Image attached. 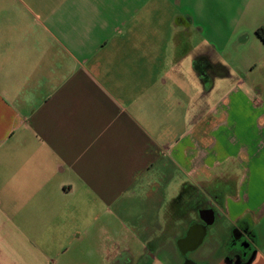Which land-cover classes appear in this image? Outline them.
<instances>
[{"label": "crops", "instance_id": "obj_1", "mask_svg": "<svg viewBox=\"0 0 264 264\" xmlns=\"http://www.w3.org/2000/svg\"><path fill=\"white\" fill-rule=\"evenodd\" d=\"M262 27L264 0H0V264L179 260L209 211L197 249L244 226L216 264H264Z\"/></svg>", "mask_w": 264, "mask_h": 264}, {"label": "rangeland", "instance_id": "obj_2", "mask_svg": "<svg viewBox=\"0 0 264 264\" xmlns=\"http://www.w3.org/2000/svg\"><path fill=\"white\" fill-rule=\"evenodd\" d=\"M190 199L192 200L193 206L190 207L189 210H187L186 212H184V211L182 212V211H180V209H182V204L184 203V199H182V197H181V201L179 203H177L176 205H174V207H171V209H170L171 212L169 213L168 220L172 217L177 222L180 220L181 222H183V224H186V222H188V219H189L188 215H190L191 211L194 209L196 211V207L194 205L195 201L200 200V198L197 194H194L193 197H191L187 200L189 201ZM178 200H180V199H178ZM175 206H177V208H176V211L174 212L173 209H175ZM193 215L196 216V214L194 212H193ZM203 226H206V224L204 223ZM207 229H208V226H207ZM190 230L193 231L194 234L196 235L202 231V228L201 227H194V228L192 227ZM213 231H215V232L220 231V227L219 226L217 228L214 227ZM213 231L208 235L204 244L199 249H197L194 252H190L188 254H185V255H183L182 253H181L182 255L179 254L178 255L179 260H181V262L183 264L185 261H187L188 259H191V258H193V260L199 264H207V263L208 264H216L217 261H219L223 255L222 250L225 253L228 252L229 243H227V245L221 246L220 240L223 239L222 236L226 237V235L222 233L221 235L219 234L218 236H215L216 234H213ZM230 234H231V232H230ZM229 240H230V237H229ZM218 247H220L219 250H218ZM179 260L170 251H167V252L161 254L160 258L156 261L155 264H179L178 263ZM204 261H207V262H204Z\"/></svg>", "mask_w": 264, "mask_h": 264}, {"label": "flooded vegetation", "instance_id": "obj_3", "mask_svg": "<svg viewBox=\"0 0 264 264\" xmlns=\"http://www.w3.org/2000/svg\"><path fill=\"white\" fill-rule=\"evenodd\" d=\"M203 202V200H201ZM197 203H199V200L195 201L194 205L196 206ZM192 200L190 199L185 200L182 204V209L180 211L186 212L189 210L190 207H192ZM199 206V204H198ZM213 206L211 204L203 203L199 211L202 210V208L211 209ZM219 218V217H218ZM196 222L200 224H204L203 221L200 220V216L197 218ZM196 222H191V225H195ZM210 228V227H209ZM209 230V229H208ZM253 237V234L249 232V230L244 226H237L236 228H233L231 230L230 234V240H229V247H228V253L232 257H240L241 261L244 262L250 255L252 246L250 240ZM146 264V263H145Z\"/></svg>", "mask_w": 264, "mask_h": 264}, {"label": "water", "instance_id": "obj_4", "mask_svg": "<svg viewBox=\"0 0 264 264\" xmlns=\"http://www.w3.org/2000/svg\"><path fill=\"white\" fill-rule=\"evenodd\" d=\"M205 213H206V216L208 217L205 219L206 226L201 227L202 231L195 235L194 232L190 230L187 233L186 238L180 241L179 249L183 255L187 254L188 252L196 250L201 245L207 233V226H210L213 224L215 220L214 212L209 211ZM184 264H195V263L190 260H187L185 261Z\"/></svg>", "mask_w": 264, "mask_h": 264}, {"label": "trees", "instance_id": "obj_5", "mask_svg": "<svg viewBox=\"0 0 264 264\" xmlns=\"http://www.w3.org/2000/svg\"><path fill=\"white\" fill-rule=\"evenodd\" d=\"M256 35L257 37L264 43V28H259L257 31H256Z\"/></svg>", "mask_w": 264, "mask_h": 264}]
</instances>
